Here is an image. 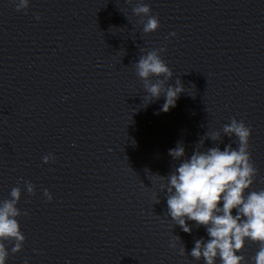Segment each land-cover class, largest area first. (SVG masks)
<instances>
[{
    "label": "clouds",
    "instance_id": "obj_1",
    "mask_svg": "<svg viewBox=\"0 0 264 264\" xmlns=\"http://www.w3.org/2000/svg\"><path fill=\"white\" fill-rule=\"evenodd\" d=\"M127 2L133 4V0ZM13 3L19 12L28 9L30 0H13ZM132 13L141 18L144 34L159 29L160 21L152 14L148 4L136 3ZM36 19L39 20L40 16L37 15ZM170 35L175 36V33ZM164 51L166 48L163 47L147 51L139 56L134 67L136 75L143 81L145 92L150 95L145 106L163 97L160 111L168 112L176 106L184 93V86L180 79L175 80L174 86L169 84L174 74L161 58L160 54ZM152 77H157L155 82ZM251 132V127L243 120L232 118L221 131H207L190 156L183 141H178L168 151L169 156L178 162L172 171L167 176L153 174L158 180L167 181L161 188L165 191L167 216L175 222V226L191 234L193 228L188 223L191 221L197 228H205L207 233V239L201 237L194 241L190 252L186 251L181 238L174 234L170 247L177 249L176 241H180V256L202 260L203 264H248L243 252L251 241L259 245L252 264H264V189L252 188L258 169L249 150ZM224 136L232 142L225 144L221 150L219 145L223 143ZM209 139L220 143L205 148L204 142ZM233 144L236 146L233 147ZM54 160L53 154L43 157L44 164ZM23 191L32 196L36 187L30 181H23L22 189L18 182L12 187L9 198L0 200V264H7L10 254L20 253L24 248L26 236L19 218L29 213L18 207ZM43 195L49 202L53 200L47 189L43 190ZM159 202L157 196L156 203ZM24 264H28V258H25Z\"/></svg>",
    "mask_w": 264,
    "mask_h": 264
}]
</instances>
